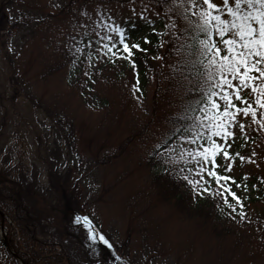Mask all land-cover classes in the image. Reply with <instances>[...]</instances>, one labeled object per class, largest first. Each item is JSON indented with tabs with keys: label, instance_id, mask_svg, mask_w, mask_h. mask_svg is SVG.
Returning <instances> with one entry per match:
<instances>
[{
	"label": "rangeland",
	"instance_id": "1",
	"mask_svg": "<svg viewBox=\"0 0 264 264\" xmlns=\"http://www.w3.org/2000/svg\"><path fill=\"white\" fill-rule=\"evenodd\" d=\"M190 6L189 0L168 5L127 0H0V10L12 25L0 43V161L17 143L24 152L27 173L36 174L42 188L49 190L58 178L65 193L76 186L79 211L70 214L92 219L90 226L120 248V254L112 253L119 257L115 259L119 264H264V198L247 201L242 209L245 219L238 216L227 222L216 220L204 208H212L211 203H203L199 208L207 214L204 221L192 217L193 200L185 196L182 203L165 200L152 181L161 166L171 173L188 170L196 181L209 177L208 162L213 157L197 175L201 166L188 155L196 150L193 143L181 136L165 145L178 129V120L189 113L181 76L174 74L182 56L170 41L181 40V30L189 27L186 10ZM150 25L165 38L158 43L156 69L148 71L146 86L141 87L134 84L131 70L111 64L103 47L108 41L102 38L115 37L114 44L119 38L111 31L114 27H134L136 35L143 37ZM127 43L139 44L132 54L142 46L131 39ZM127 61L132 62V57ZM249 92L246 88L242 94ZM253 106L255 122L251 115L238 114L237 122L229 125L232 136L214 137L222 146L216 153L220 154L218 173L242 178L243 186L236 188L244 198L253 189L245 187L246 182L264 176V132L257 130L261 127L258 115L264 110ZM66 138L73 140L71 152ZM44 195L36 193L34 208H44L45 198L48 206L42 212L46 214L55 194ZM53 212L56 225L67 227L62 231L64 241L77 249L82 260L96 257L100 264L97 242L88 238L85 224L74 225L70 215L61 214L55 206ZM38 217L48 220L47 215ZM6 221L7 238L16 240L13 223ZM1 245L0 241V264H15L7 260Z\"/></svg>",
	"mask_w": 264,
	"mask_h": 264
},
{
	"label": "trees",
	"instance_id": "2",
	"mask_svg": "<svg viewBox=\"0 0 264 264\" xmlns=\"http://www.w3.org/2000/svg\"><path fill=\"white\" fill-rule=\"evenodd\" d=\"M127 1H146L163 5H168L173 2V0ZM186 11V21H188L187 24L189 25V27L181 30V40L176 39L171 40L170 42L178 49V53L182 56L178 57V62L175 66L174 74L181 76V83L184 86V90L186 92L185 98L189 99V104L191 105L192 101L198 98L196 94L191 93V85L194 82L195 72L197 69H199V71L202 73L204 69L202 65L196 63L197 57L195 55V41L193 40V36L195 33L193 24L190 23V21H195V17L192 16L191 12H189L188 10ZM9 22V17L1 9L0 43H2L1 41L5 38L7 30L12 28V25H10ZM159 25L166 28L162 23ZM143 32H145L143 33V37H141L140 35L137 36L136 34L138 33V30L134 29V27H132V29L124 27L122 35L125 38L126 42L131 39L135 42L140 41L142 43L141 49L134 52V54H132L133 50L131 49V56H129L128 53H122V46L119 43L120 37L114 42L116 47L112 49V52H115L116 55L113 56L110 52L112 55L110 57V53L108 52L107 54L108 60L110 58V60L112 61L111 64H113L114 67H119L121 70H123L124 68H126L127 70H131L133 72L132 77L134 84L140 85L141 87L146 86V76L148 71L156 69L154 59L155 57L157 58L159 50L158 43H160V41H163L165 38L163 34H159L157 32V27L152 28L151 25L144 29ZM190 45H192V47H190ZM130 57H132V62L127 61V59ZM193 65H195V67H193ZM139 88L140 87H138V89ZM193 115L194 114L189 110L188 115L180 119L182 121L181 124H179L180 134H184V129L190 127V125L192 124V120L190 119V117H192ZM258 119H260V115H258ZM257 130H260V132H264V123H261V127H258ZM179 135L175 133L174 135L170 136L165 145H169L171 141ZM258 137L259 136H256V138ZM198 140L201 139H197L196 143L198 142ZM66 141L67 145H69V152H71V144L73 140L71 138H66ZM16 144L14 143L12 147L6 153H4L5 159L3 161H0V212L6 215L9 220H11L18 233L16 240H13V238L10 240L13 250L18 254V256L23 260L25 264H99L96 261V257L93 261H87L85 259L82 260L80 258L77 249L73 248L72 244L64 241L66 236L64 235V233H62V231H65L67 227L56 225V216H52L50 214L54 211L55 206L59 211H61V214H69L74 225L78 224L73 219L75 214H70L72 211H79L77 201L75 200V195L73 192L76 186L72 187V192L65 193L61 190V185L58 182V178L55 184H52L53 186L51 185L52 188L49 187V190L42 188L35 181L36 174L27 173L28 171L24 167V152L20 151L16 147ZM213 159L214 166L212 160V168L214 170L216 167V162L215 158ZM216 160H218V158ZM158 175H154L152 181L156 186L157 192L160 194V196H162L165 200H175L177 203H182L184 201V196L186 200H193V203L196 205V207L193 208V211L191 212L192 217L202 218L204 221H206L207 214L205 213V211L201 212L204 208L206 209V211H210L218 221L227 222L234 220L239 216L238 212L241 211L239 206H237V212H232L230 208L224 205V198L222 195L214 196L211 193L198 195L193 192L192 188L182 178L184 176H187L189 179L197 180L188 172V170H185L183 172L173 171V173H171L170 170H168L167 172L165 170L164 173H160ZM260 177L261 176H256L250 181H247L245 184V187L247 188H249L250 186L253 187L250 196L254 195L255 198L253 196H247V198H244L243 195L240 194L241 189L236 188L237 185H240V188L243 186L244 180H242V178H239L238 180L236 179L235 183L233 184L224 185L225 183L230 182L234 179L230 177V179L226 181L221 180L223 183L220 181V184L226 187H230L231 190L241 198V203L243 204V208H245L247 201L250 203H256L264 198V176L261 178ZM202 183H206L207 186L212 190V193L223 192V189L218 188V185L215 184L214 179H212L211 182L205 181ZM176 189H180L181 191L176 192ZM45 192H47V194L49 193L50 195L55 194L54 200L51 201L52 208L50 209L48 207V211L46 209V214L42 212L44 211V208L48 206L46 204L47 201L45 198L42 199L43 205H45L44 208H34L35 200L37 199L36 193L43 196ZM186 194H188V198ZM227 199L233 204L235 203V201L232 200L231 196H227ZM206 202L208 204L211 203L212 208L210 205L205 206L202 209L199 208L203 203ZM41 214L47 215L48 220L44 221L43 219L38 217V215ZM90 220L92 221L91 218ZM5 225L9 227L7 221H5ZM225 226L226 228L228 227V225ZM97 247L99 249V257L101 261L100 264L118 263L115 261L117 257L113 256L112 253L120 254V248L113 247L112 244L111 251L101 246L98 242ZM2 249L6 255L7 260L13 261V263L16 264L12 256L4 249L3 246Z\"/></svg>",
	"mask_w": 264,
	"mask_h": 264
},
{
	"label": "snow or ice",
	"instance_id": "3",
	"mask_svg": "<svg viewBox=\"0 0 264 264\" xmlns=\"http://www.w3.org/2000/svg\"><path fill=\"white\" fill-rule=\"evenodd\" d=\"M189 4L191 6L188 11L195 17V21L190 23L193 24L195 33L193 40L196 63L202 65L204 71L201 73L197 69L195 72L191 93L196 94L198 98L189 106V110L194 114L190 117L192 124L184 129L186 135L181 138L191 143H195L197 139L206 142L198 144L196 150L188 153L195 163L201 166L197 169L199 175L204 171L203 165L209 158H214L221 150L222 146L214 137L232 136L233 133L228 130L229 125L237 122L238 114L251 115L255 122L257 110L253 105L264 110V0H231V2L223 0L222 4L213 0H189ZM111 31L120 37L122 53L131 56V49L139 48V44L130 45L126 42L122 35L123 29L114 27ZM214 36L220 39L216 40ZM114 38L109 36L102 38L108 41L104 43V49L113 56L116 55L112 52L116 47L111 43ZM76 51H79V48ZM246 88L250 89V92L248 95H243V90ZM218 99L222 100L223 104L218 103ZM234 101H239L244 107H238ZM259 115L261 123H264V111ZM240 128L243 132V123L240 124ZM176 134H180L179 129L176 130ZM224 156L228 157L229 153L224 152ZM207 175L215 178L218 188H222L223 192L212 193L207 184L202 183L203 177L200 181L189 179L187 176L182 178L198 195L204 193L222 195L224 205L232 212H237L239 206L241 211L238 215L241 219H245L241 198L230 187L220 184L221 180H228L230 177H221L212 170H208ZM227 196H231L235 203L230 202ZM81 220L85 225H89L90 240L98 238L104 245L112 247L104 235L91 229L87 216L76 217V222Z\"/></svg>",
	"mask_w": 264,
	"mask_h": 264
},
{
	"label": "water",
	"instance_id": "4",
	"mask_svg": "<svg viewBox=\"0 0 264 264\" xmlns=\"http://www.w3.org/2000/svg\"><path fill=\"white\" fill-rule=\"evenodd\" d=\"M3 223H4V215L0 212V230L3 231ZM2 243L5 245L7 250L12 254V256L20 263L24 264L20 259H18L17 255L12 251L10 242L7 240L5 236L2 237Z\"/></svg>",
	"mask_w": 264,
	"mask_h": 264
}]
</instances>
